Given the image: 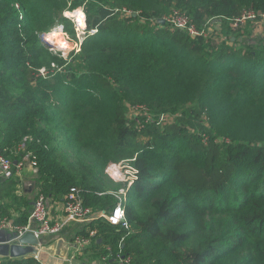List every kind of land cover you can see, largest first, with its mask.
<instances>
[{"label": "trees", "instance_id": "obj_1", "mask_svg": "<svg viewBox=\"0 0 264 264\" xmlns=\"http://www.w3.org/2000/svg\"><path fill=\"white\" fill-rule=\"evenodd\" d=\"M79 6L85 39L64 56L43 35L61 27L76 36L68 0H0V154L37 162L25 169L32 190L18 173L0 177V215L24 225L39 196L50 210L72 187L95 212L111 211L120 187L105 169L124 161L138 170L129 227L102 217L73 223L70 241L96 230L80 259L121 252L134 264H264V35L249 25L263 20L264 0L70 7ZM244 9L257 18L239 36L233 24ZM174 11L213 36L174 26Z\"/></svg>", "mask_w": 264, "mask_h": 264}, {"label": "built area", "instance_id": "obj_2", "mask_svg": "<svg viewBox=\"0 0 264 264\" xmlns=\"http://www.w3.org/2000/svg\"><path fill=\"white\" fill-rule=\"evenodd\" d=\"M81 10H83L84 12L83 7ZM64 15L75 23L78 41L74 42L73 46L70 48V51L74 50L75 52H78L81 50V45L84 40V37H79H81V35L84 33L83 29L86 30L87 24L82 27L78 22V19H75L74 16H68L67 12ZM179 15L183 16L182 14L175 12L169 17V21L174 26L178 28L187 29L188 32L195 37L204 35V30H198L194 26L189 25L188 18L184 16L186 18L185 19ZM256 18L257 13L255 11L244 10L240 16L234 19V21L236 22L235 25L238 26L239 24H244L249 19L254 20ZM262 18L264 19V14H262ZM95 31L96 30H93V32ZM85 34L86 31L84 35ZM63 36L67 41H70V39H67L65 33L63 34ZM41 72L42 74L46 73L44 69H42ZM122 163L125 162L122 161L119 163H110L105 169L106 174L109 177H112L116 181L125 182V185L121 189L112 192L117 196L118 200L111 211L101 210L99 212H95L92 207L86 206L84 204V201L81 196V189L77 187H72L65 196L60 216L55 218L47 206V201L45 197L39 196L34 202L33 208L29 213L26 224L14 225L11 220H8L6 217L0 216V229H8L14 234V236L10 239L9 243H20V238L24 234L32 232L39 240V245H37V247L41 248L45 236L57 235L68 224L91 221L98 217L105 218L112 225L128 228L129 223L126 218L125 204L128 200V189L130 185L134 182V180L137 178L138 170L132 165H127L128 170L123 172V166L121 165ZM26 165H30L32 170H36V159H32L28 155H26L20 162H13L11 159L0 154V177L12 176L15 173H18L20 176H28L25 172ZM115 166L119 168L120 172L122 173V176H115L111 173V169L115 168ZM94 234H96V231H91L90 235ZM90 235H75L73 241L74 244L77 245V250H79L78 247L82 248L88 244H91L92 239L90 238ZM107 249L111 251L110 246H108ZM30 255L34 256L38 261H40L39 253ZM72 260H74V256ZM72 260L70 261L69 259V262H72ZM102 261L103 264H134L131 256L122 255L121 252L112 256L105 255L102 257ZM40 264L42 263L40 262Z\"/></svg>", "mask_w": 264, "mask_h": 264}, {"label": "rangeland", "instance_id": "obj_3", "mask_svg": "<svg viewBox=\"0 0 264 264\" xmlns=\"http://www.w3.org/2000/svg\"><path fill=\"white\" fill-rule=\"evenodd\" d=\"M75 0H68V8L66 9V10H69L68 12H70V10H71V13H75V11L76 10H81L82 9V6H79V7H77L78 9H76V8H71L72 7V3L74 2ZM71 6V7H70ZM74 9H76V10H74ZM66 10L64 11V14L66 13ZM72 10H74V11H72ZM244 10H248V9H244ZM243 10V11H244ZM85 12V11H84ZM175 12H177V13H179L178 11H174V12H171L170 14L172 15L173 13H175ZM68 15V14H67ZM85 15H86V19H87V14L85 13ZM170 15V16H171ZM68 16H70V15H68ZM179 16H181V15H179ZM182 18H185L184 16H181ZM186 19V18H185ZM235 21H234V24H233V26H234V28H236L237 29V31L238 30H242L243 31V33L242 34H239V32H237V35H244V34H246L244 31L249 27V26H243V25H245L246 24V22L244 23V24H239L238 26H236L235 25ZM75 24V23H74ZM87 24V23H86ZM249 25H254V27H253V31H254V33H255V37H262L263 35H264V19L262 20V21H259V22H257L256 24L255 23H251V24H249ZM236 26V27H235ZM242 26V27H241ZM83 27V26H82ZM76 28V27H75ZM86 30H87V27H86ZM85 29H83V31H84V33H85V31H86ZM58 31H60V32H62V33H65V35H66V37H67V39H70V41H67L65 38V44L66 45H61V44H59V45H54V44H56L54 41H52L51 39H49L48 38V34H45V35H43V40L48 44V45H50V49H55V50H63L62 51V54L64 55V56H66V55H68V53H69V51H70V48L73 46V44H74V42H77L78 41V37H77V31H76V29H75V32H76V36L74 37L73 36V34H71V33H68V32H65L61 27L58 29ZM84 33L81 35V37H79V38H83L85 35H84ZM260 35V36H259ZM262 35V36H261ZM211 36H213V33L211 34V35H209V33H207V32H205L204 33V35H202V36H199V37H203V38H205V39H210L211 38ZM248 36V35H247ZM84 39H85V37H84ZM230 40H235V37L234 36H232L231 38H230ZM84 41V40H83ZM79 43V42H78ZM82 46V45H81ZM63 48H65V49H63ZM142 110L140 109V108H132L131 110H130V114L131 115H134V114H136V113H138V112H141ZM167 119H169L170 121H171V116H167L166 117ZM122 162V161H121ZM119 163V162H118ZM122 166H123V172H125L126 170H128V166L127 165H129L127 162H125V163H122L121 164ZM29 167V166H28ZM27 170H29V169H27ZM31 172V171H30ZM112 178V177H111ZM108 179L110 180V178L108 177ZM115 180V179H114ZM118 180V179H117ZM111 181V180H110ZM116 181V180H115ZM116 183L118 184V186L120 187L119 189H121L124 185H125V182L124 181H120V182H117L116 181ZM26 188H30V187H28V185L26 186ZM52 206L53 205H49V207L51 208V211L53 212L54 210L52 209ZM55 206V205H54ZM63 206V205H62ZM61 214V213H60ZM59 215V214H58ZM87 222H89V221H86V222H77V223H81V224H84V223H87ZM76 225H73V223L72 224H68L65 228H63L57 235H54V236H52V237H57V238H59V237H62V236H65V235H67L68 233H66V232H70L74 227H75ZM94 231H96V230H94ZM90 235V234H89ZM94 236H96V234H94V235H90V238L92 239V237H94ZM45 237H51V236H45ZM44 237V238H45ZM58 240V239H57ZM55 243V242H54ZM44 246H48V245H45L44 244V239H43V242H42V246H41V248H39V255H40V252H41V250H46L45 248H44ZM80 260V258L78 259V261Z\"/></svg>", "mask_w": 264, "mask_h": 264}, {"label": "water", "instance_id": "obj_4", "mask_svg": "<svg viewBox=\"0 0 264 264\" xmlns=\"http://www.w3.org/2000/svg\"><path fill=\"white\" fill-rule=\"evenodd\" d=\"M133 15L136 16L137 13H133ZM159 22L165 23V19H159ZM13 236L14 234L8 229H0V257L18 258L39 252L37 247L39 240L34 233L28 232L24 234L20 238V243H9ZM44 248L54 251L57 256L64 257L67 252L68 242L63 237H60L55 244L44 246Z\"/></svg>", "mask_w": 264, "mask_h": 264}, {"label": "crops", "instance_id": "obj_5", "mask_svg": "<svg viewBox=\"0 0 264 264\" xmlns=\"http://www.w3.org/2000/svg\"><path fill=\"white\" fill-rule=\"evenodd\" d=\"M26 174L28 175V172L26 171ZM24 180V184L25 186L28 185V187H30L29 189L32 190L33 188V181L32 179H30L28 176H23L22 177ZM32 183V186H29V184ZM28 189V188H27ZM64 204V200L59 202L58 204H56V206H52L53 211V216L56 218L58 216H60V213L62 212V205ZM51 210V209H50ZM59 214V215H58ZM78 223H76L77 225ZM48 236H54V235H48ZM64 238L65 241L68 242V248H67V252L65 254L64 257H60L57 256L54 251H50L48 249L46 250H41L40 252V261L42 264H103V261H94V260H90L89 258H83V259H79V254L82 252V250H84L86 247H88L90 244L84 246V247H78L79 250H77V245L74 244V241H70L68 240V238L66 239L64 236H62ZM60 238V237H59ZM58 239V238H57ZM57 242V240L55 241V243ZM53 243V244H55ZM74 256V260H72ZM72 260V262H69Z\"/></svg>", "mask_w": 264, "mask_h": 264}, {"label": "bare ground", "instance_id": "obj_6", "mask_svg": "<svg viewBox=\"0 0 264 264\" xmlns=\"http://www.w3.org/2000/svg\"><path fill=\"white\" fill-rule=\"evenodd\" d=\"M69 10H66L67 14L70 16H74L75 19H78V22L80 23L81 26H84L86 24V18L83 10H76L75 13L68 12ZM64 33L57 30H53L52 32L48 33V38L54 41L56 44L54 45H66L65 44V39L63 36ZM111 173L115 176H122V173L120 172L119 168L115 166V168L111 169ZM10 177V176H8ZM23 177V176H21ZM29 186H32V183L29 184ZM1 216V215H0Z\"/></svg>", "mask_w": 264, "mask_h": 264}]
</instances>
